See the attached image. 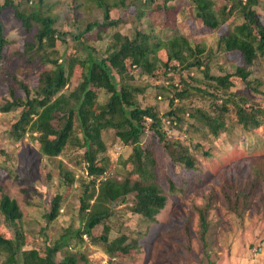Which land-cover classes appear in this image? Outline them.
Listing matches in <instances>:
<instances>
[{"label":"rangeland","instance_id":"374dc122","mask_svg":"<svg viewBox=\"0 0 264 264\" xmlns=\"http://www.w3.org/2000/svg\"><path fill=\"white\" fill-rule=\"evenodd\" d=\"M14 1L21 5L25 2ZM114 1L117 0H109L108 3L111 5L112 17L119 19V23L108 29L103 40L94 41L99 30L96 27L90 32L85 30L94 21L103 23L104 13L92 0H44L42 10L56 18V28L60 34L57 50L63 61L69 64L76 58L85 59L89 52L85 45L105 57L115 31L132 35L139 25L141 30L158 38L169 37L178 31L189 37L192 43L206 45L212 54V75H224L239 64L238 57L226 56L219 47V36L225 31L226 25L221 32H213L197 22L190 14V0L169 2V6L185 2L182 10L176 14L175 30L162 26L163 21L168 19V11H163V8L162 11L154 10L165 0L151 1L140 10L134 6L127 9L117 7ZM4 2L0 0V4ZM132 2L127 0L126 3ZM31 5L30 1L29 8ZM24 6H27L26 3ZM258 9L264 20V0H259ZM142 10L145 14L139 21L137 14ZM0 21L10 40L5 60L0 65L2 106L12 101L14 96L21 99L26 97L21 83L32 89L33 96L42 68H28L25 59L17 55L22 50L23 42L33 36L25 32L14 9H4L0 13ZM236 22L239 21L236 19ZM80 33L84 35L77 39ZM251 71V80L260 82V93L250 91L237 77L233 78L235 86L230 91L248 99L247 104L254 102L264 105V59L256 61ZM81 74L82 66L74 63L73 77L76 81L65 91L69 92L75 87ZM131 74V81L145 88L144 93L138 95L139 103L145 107L154 106L165 120L168 117L164 114L170 110L169 99L176 93L173 86L179 92H186L188 87L180 84L178 74H170L172 79L153 78L139 70ZM204 76L203 68L193 69L185 73V80L193 84L192 79H197L200 82L195 81L196 84L202 86L208 82ZM99 94L100 101H106L107 95L104 92ZM175 105L184 108V113L181 114L180 122L172 124L168 121L170 119L166 121L167 141L177 153L187 152L194 168L189 169L184 163L176 164L171 160L164 143L149 128L150 119L141 140L142 150L138 154L132 155L133 146L122 144L113 129L103 132L105 152L99 151L97 154L98 160H107L109 163L105 176L122 177L132 173L135 177L139 174L138 167L142 171L147 169L155 173L168 197L167 206L158 215L157 221L148 226L145 219L132 213L129 209L133 204L131 197L127 204L116 207L114 229L110 235L112 240L119 236L127 238L126 244L130 246L128 254L110 257L104 246L95 245L85 237L84 241H74L76 247L73 249L59 252L58 258L72 252L78 259L77 264H264V128L244 131L238 125L235 113L231 112L225 114L227 131L214 137L191 114L197 108L209 109L207 97L191 89L183 99L178 97ZM213 105L214 112L219 113V106ZM20 112H0V188L17 200L21 207L23 218L20 227L25 233V248L29 249L43 247L48 239L54 241L69 228L79 227L80 199L92 177L87 175V163L83 157L85 148L71 144L60 156L49 158L41 153L38 143L31 136L15 142L10 136V127ZM183 148H188V151ZM206 151L211 153L210 157L204 155ZM60 166L75 175L74 184L61 185ZM258 172L259 184L253 187ZM170 183L175 188L172 189ZM58 194L63 196L60 215L48 223L45 214ZM212 196L215 201L208 215L211 229L205 249L201 240L199 209ZM146 230L147 235L142 237ZM0 232L6 237L12 236L1 214ZM2 260L0 257V264H4Z\"/></svg>","mask_w":264,"mask_h":264},{"label":"trees","instance_id":"16d2710c","mask_svg":"<svg viewBox=\"0 0 264 264\" xmlns=\"http://www.w3.org/2000/svg\"><path fill=\"white\" fill-rule=\"evenodd\" d=\"M30 1L32 5L29 8ZM92 1L103 11L104 22L90 23L85 32L96 27L99 33L94 41H99L104 39L109 28L118 25L119 19L112 17L109 0ZM132 1L127 4V0H117L114 4L125 9L134 6L140 10L154 0ZM170 1L173 0H165L154 10L162 11L163 8V11H168V19L163 21L162 26L175 30L176 14L182 10L185 2L169 6ZM43 3L44 0H25L21 5L14 0H5L4 4H0V13L6 8L14 9L25 32L33 36L23 42L22 50L17 55L25 59L28 68H42L39 84L33 89L34 95H31L32 89L28 85L21 83L26 97L21 99L14 96L12 101L0 106V112L21 110L19 117L11 124V138L19 142L31 136L38 143L41 153L49 158L60 156L71 144L85 148L84 162L87 163V175L92 179L80 199L79 227L69 228L54 241L48 239L43 247L29 249L25 248V233L20 227L23 218L21 207L17 200L0 188V214L12 232L10 238L0 232V257L4 264H77L78 259L72 252L62 258H58V254L65 249H73L76 247L74 241H84L85 237L95 245L104 246L110 257L125 255L130 252L127 238L119 236L112 240L110 236L114 229L116 207L127 204L129 198L133 197L130 211L141 216L150 226L166 208L168 197L155 173L147 169L142 171L138 167L140 175L135 177L132 173L122 177L105 176L109 163L97 158L99 151L105 152L103 132L115 130L122 144L133 146L132 155H135L142 150L141 140L150 119L149 128L164 143L171 160L176 164L184 163L189 169L194 168L187 152L180 154L172 149L165 129L168 119L172 124L181 121L184 108L176 106L175 101L178 97L183 99L191 89L208 98L209 109L197 108L191 114L212 136L219 137L227 131L225 114L231 112L235 113L237 123L244 131L264 128V105L254 102L247 104L248 99L230 91L235 86L233 78L237 77L250 91L261 92L260 82L251 80L252 66L264 59V20L258 9L259 0H190V14L197 22L213 32H221L226 25L219 36V47L226 56L238 57L239 64L220 76L211 74L212 54L206 45L192 43L189 37L178 31L169 37L158 38L141 30L139 25L132 35L115 31L105 57L85 45L89 51L86 58H76L67 64L59 57L57 50L60 34L56 28V18L42 10ZM144 14L143 10L140 11L137 19L140 21ZM83 35L80 33L76 37L80 39ZM9 44L10 40L0 21V65L5 60ZM74 63L82 66L81 79L68 92L66 88L76 81L73 77ZM201 68L208 82L202 86L196 84L200 82L197 79H192L193 84L186 83L185 73ZM138 70L153 78H169L170 74H178L180 84L188 85L186 92H179L173 86L176 93L169 99L170 110L164 114L168 119L162 118L154 106L145 107L139 103L138 95L144 93L145 88L131 81V73ZM101 92L107 95L104 102L100 101ZM213 104L219 106V113L214 112ZM182 150L188 151V148ZM204 155L210 157L211 153L206 151ZM60 167L61 185L74 184L75 175ZM257 178L253 187L259 184V172ZM170 185L172 189L175 188L174 184ZM62 201L63 196L58 194L50 203V210L45 214L48 223L60 215ZM214 201L213 196L209 197L205 206L199 209L201 240L205 249L211 229L208 215ZM147 231L142 237L147 235Z\"/></svg>","mask_w":264,"mask_h":264}]
</instances>
